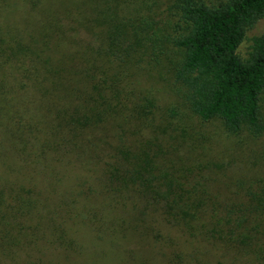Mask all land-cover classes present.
<instances>
[{
    "label": "trees",
    "instance_id": "obj_1",
    "mask_svg": "<svg viewBox=\"0 0 264 264\" xmlns=\"http://www.w3.org/2000/svg\"><path fill=\"white\" fill-rule=\"evenodd\" d=\"M125 2L0 0V164L78 165L88 174L76 169L71 205L88 196L107 216L155 211L191 241L264 264V171L248 180L223 151L188 141L164 115L157 121V100L139 83L160 76L175 52L171 80L193 117L219 121L228 137L262 136L264 34L246 59L237 49L264 18V0H175L176 25L155 28ZM56 173L59 191L65 175ZM0 178L8 182H0V257L45 236L42 221L50 234L62 229L55 244L72 242L34 189L5 170ZM99 212L91 213L103 223Z\"/></svg>",
    "mask_w": 264,
    "mask_h": 264
},
{
    "label": "rangeland",
    "instance_id": "obj_2",
    "mask_svg": "<svg viewBox=\"0 0 264 264\" xmlns=\"http://www.w3.org/2000/svg\"><path fill=\"white\" fill-rule=\"evenodd\" d=\"M52 1L57 5L61 2V0H48V3ZM215 1L217 0H212ZM123 2L130 6L128 9L124 8L126 12L138 8V15H141L139 17L148 18L149 22L153 23V28L161 26L166 20H169L172 26L177 23L175 0H123ZM262 34H264V18L246 32L237 54L242 59H246L252 39ZM177 57L175 52L166 54L158 68L161 75L153 73L152 77L140 79L139 82L141 87L150 89L157 100L159 107L157 121L164 115L174 127L187 133L185 137L189 139L188 141L223 151L227 160L238 165L248 180L264 171V133L258 138L246 134L228 137L219 121L201 122L184 107L182 94L172 82V75L169 72ZM260 108L264 119V91L261 94ZM9 150L10 148L5 149L4 152ZM1 155V160L5 159L2 151ZM14 160L17 162V157H12L9 162L5 161V167L0 164L1 171H7L10 179L34 189L37 196L44 200L46 213L51 212L57 221L66 226L63 229L72 242L66 246L55 244L51 235L55 238V235H58L56 233L62 229L57 228L55 234H50L44 225L45 221L41 220L39 226L42 227L41 233L45 236L36 237V241L32 244L25 243L19 248H13V253L9 257H0V264H247L238 258L234 260L233 257L223 256L205 243L191 241L188 236H183L176 229L164 225L162 218L155 211L136 216L134 211L110 214L107 210V216L103 210L98 209L99 203L92 206L93 200L88 196L76 197L79 202L71 205V202L75 201L74 192L78 191L73 190L76 184L75 175H79L80 171L82 176L88 174L78 165L71 168L68 165L44 164L46 162L29 158L25 164L30 166L16 172V169L10 168L14 167ZM92 161L93 159L90 163ZM77 163L80 164L74 161L72 165ZM93 166L96 168L95 164ZM77 168L80 171L76 170ZM53 172L65 175L63 182L59 181L61 183L59 191L50 185L58 180V176L53 175ZM0 182L8 183L3 178H0ZM87 185L97 187L91 179ZM51 189H54V192H51ZM66 189H68L67 193ZM83 190L86 192L87 187H83ZM60 192L68 199L61 201ZM66 201L70 204L68 209L65 208ZM92 211H100L99 218L104 217V222L99 223L94 220V218L98 219V216L95 217ZM135 217L136 219L133 220ZM114 218L117 222L109 226L110 220L113 221ZM121 220L124 224L117 227V223Z\"/></svg>",
    "mask_w": 264,
    "mask_h": 264
}]
</instances>
